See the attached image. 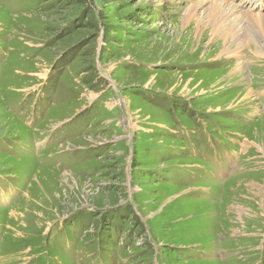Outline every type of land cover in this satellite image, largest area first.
Wrapping results in <instances>:
<instances>
[{"label":"rangeland","instance_id":"1","mask_svg":"<svg viewBox=\"0 0 264 264\" xmlns=\"http://www.w3.org/2000/svg\"><path fill=\"white\" fill-rule=\"evenodd\" d=\"M211 4L0 0V264H264V56L175 35Z\"/></svg>","mask_w":264,"mask_h":264},{"label":"bare ground","instance_id":"2","mask_svg":"<svg viewBox=\"0 0 264 264\" xmlns=\"http://www.w3.org/2000/svg\"><path fill=\"white\" fill-rule=\"evenodd\" d=\"M209 1L212 4L209 5V7H208L209 12L207 14L206 20H204V18H200V16L197 13L196 8L191 7L186 12L185 16H183L184 18H183V20H181L182 24L180 23V26H178L179 28H176L178 30L177 31L175 30V32H176L175 35H180L179 30H180L181 26L184 28V30L186 28H188L187 30H189V31L184 33L185 38H186L185 40L193 43L194 47L196 46V48H198V50L206 49L208 46L213 45L214 43L219 41L222 44V49L219 52L221 57L228 56V55H229V58L239 56L241 54V51L245 50L246 47H248L250 49L249 51H252L254 54H256L258 56L259 55L264 56V48H262V45H261L259 39L257 38V36L258 37L264 36V24L260 23L257 26L253 25L252 26V32H254L255 34L252 33L253 35L249 36L250 34H247L244 31L243 26L240 22L241 15L242 16L245 15L244 13H242V12L237 13L239 16H236L237 9L235 6H228V7L225 6L224 2H226L227 0H209ZM233 14L235 15V17L231 18L233 16ZM182 32H184V31L182 30ZM204 42L206 44H204ZM232 43H235L236 47L234 46V48H233L231 46ZM242 44H243V46H242ZM245 70L247 71V69L245 68L244 62H240V60H239L238 63H235L233 65L232 74L235 76H240V74L243 73V71H245ZM236 80H237L236 81V83H237L238 79H236ZM174 83H172V85ZM229 84H230V82H229ZM239 84H241V83H239ZM181 87H183V86H181ZM242 91H243L242 93L238 92L239 96L242 94L241 95L242 97L240 98L241 102H250L251 101L252 103H256V102H254V101H256V99L253 98L254 93H253L251 87H248V88L246 87V89L242 90ZM246 188H248L247 189L248 193L258 194V196L261 195L264 198V186H259L257 188L251 189V185H247ZM241 201H242V199L241 200L237 199L236 201H234L235 206L233 207L234 208L233 210L235 211L236 216L239 214L238 215V221H240L241 223H244V220L239 218V216L244 213L243 210H245V207L240 205ZM236 210H237V212H236Z\"/></svg>","mask_w":264,"mask_h":264}]
</instances>
